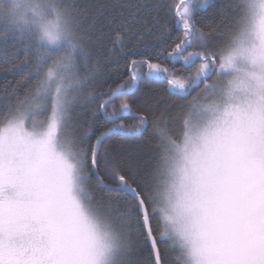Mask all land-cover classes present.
Here are the masks:
<instances>
[{
    "label": "snow or ice",
    "instance_id": "1",
    "mask_svg": "<svg viewBox=\"0 0 264 264\" xmlns=\"http://www.w3.org/2000/svg\"><path fill=\"white\" fill-rule=\"evenodd\" d=\"M208 6L67 0L77 39L46 73L52 53L26 29L0 31V72L15 80L0 95V264H138L133 235L151 245L139 264H264V0H223L197 20ZM105 53L128 72L107 92L95 86ZM177 62L195 68L183 77L166 66ZM141 82L184 103L140 101Z\"/></svg>",
    "mask_w": 264,
    "mask_h": 264
},
{
    "label": "clouds",
    "instance_id": "2",
    "mask_svg": "<svg viewBox=\"0 0 264 264\" xmlns=\"http://www.w3.org/2000/svg\"><path fill=\"white\" fill-rule=\"evenodd\" d=\"M19 28L32 35L36 48L52 53L45 60V73L69 51L68 41L77 39L67 0H0V31ZM82 47L84 53L90 56L87 45ZM75 63L80 75H85L79 50Z\"/></svg>",
    "mask_w": 264,
    "mask_h": 264
},
{
    "label": "trees",
    "instance_id": "3",
    "mask_svg": "<svg viewBox=\"0 0 264 264\" xmlns=\"http://www.w3.org/2000/svg\"><path fill=\"white\" fill-rule=\"evenodd\" d=\"M71 2L82 5V4L88 3V2L95 3L96 0H71ZM222 2H223V0H217L215 3L210 5L205 11L198 13L197 16H195V18L197 20H199L201 17H204L205 21H207V19L209 18V14L214 12L221 5ZM178 34L179 33L174 32L173 36H176ZM169 50H170V48H169ZM19 55L22 58L23 52L21 51L19 53ZM96 59H97L96 53H95V50L93 48L91 56L88 60L89 67H91L92 64L96 62ZM126 64H127L126 58L113 59V60L109 61L107 59V53H105V55L99 59L100 71H99V73L96 74L95 86L98 88H102V90L104 92H107L109 84H111L113 87H115V85L117 83L127 79L128 78V72L126 70ZM166 66H168L170 70H172V68L175 67L171 63H168ZM175 69H176L177 73L182 75L183 77H186L189 72H192L194 70V68L184 69L183 67L179 68L178 66H176ZM19 78H20V71L17 70L16 75H15V79L18 80ZM8 80H13V76L9 73L0 72V95L4 94L3 85ZM14 83H15V80H13V84ZM167 88H168V85L166 82H155V83L141 82L139 90L135 92V98H138L140 101H143L145 98L149 99L150 101L153 99L163 98L165 100L175 101L176 103H184L183 101H177L175 96H169ZM10 90H11V88L8 89V91H10ZM129 98L131 99L132 97H129ZM115 103L118 105L119 99L117 101H115ZM137 106H139V105H137ZM76 111H78V107L76 109H74V113H73L74 116H75ZM49 112H50V110H49ZM135 122L136 121L131 118L127 122V124L132 125ZM107 126H109V125L103 124V121H101L100 123H98L96 125L98 131L103 130V127H107ZM178 131H179V129H177V132ZM112 139H119V138L113 137ZM123 142L125 144H127V143H130L131 141L124 140ZM153 163H154V161H153ZM88 183H89L90 189L93 191L94 195L96 196V198L98 200L103 198L106 201L107 197L109 195H111L110 193L101 189L97 185L96 179L94 177H92ZM157 221H158V216L156 219H154L152 227L158 233L160 225ZM114 223H115V227H117V228H119L121 226L120 222L118 220H116ZM132 240H133L134 249H139V251L135 253V258L139 264V262L142 261L144 259V257L151 252V248H150L149 243L147 241H145L142 237L138 238L135 235H133ZM158 240L160 241L158 246L160 247L161 251L163 252L164 249L167 248L168 245L170 244V241L167 238H163L161 240L159 237H158ZM175 255H176L175 252H171L169 255V259H173Z\"/></svg>",
    "mask_w": 264,
    "mask_h": 264
},
{
    "label": "flooded vegetation",
    "instance_id": "4",
    "mask_svg": "<svg viewBox=\"0 0 264 264\" xmlns=\"http://www.w3.org/2000/svg\"><path fill=\"white\" fill-rule=\"evenodd\" d=\"M216 1H217V0H208V5H209V6L212 5V4L215 3ZM194 2H198V0H194ZM209 6H208V7H209ZM208 7H207V8H208ZM207 8L197 10V11L195 12V16H197L198 13L205 11ZM197 63H198V61H197ZM174 66H175V67L178 66L179 68H180V67L182 68V66L180 65L179 62H177ZM193 68H195V65L193 66ZM130 119H131V118H125V119H124V123L127 124V122H128Z\"/></svg>",
    "mask_w": 264,
    "mask_h": 264
},
{
    "label": "rangeland",
    "instance_id": "5",
    "mask_svg": "<svg viewBox=\"0 0 264 264\" xmlns=\"http://www.w3.org/2000/svg\"><path fill=\"white\" fill-rule=\"evenodd\" d=\"M49 114H50V112H49ZM40 117L39 116H37V119H39Z\"/></svg>",
    "mask_w": 264,
    "mask_h": 264
},
{
    "label": "water",
    "instance_id": "6",
    "mask_svg": "<svg viewBox=\"0 0 264 264\" xmlns=\"http://www.w3.org/2000/svg\"><path fill=\"white\" fill-rule=\"evenodd\" d=\"M168 89V88H167ZM95 178V177H94ZM96 179V178H95ZM149 245H150V243H149ZM150 248H151V245H150Z\"/></svg>",
    "mask_w": 264,
    "mask_h": 264
}]
</instances>
